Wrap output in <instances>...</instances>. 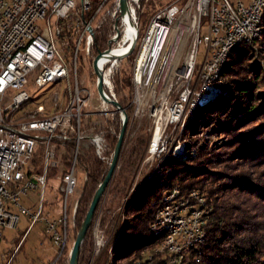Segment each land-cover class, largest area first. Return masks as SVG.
I'll return each mask as SVG.
<instances>
[{
  "label": "built area",
  "instance_id": "2783aa9c",
  "mask_svg": "<svg viewBox=\"0 0 264 264\" xmlns=\"http://www.w3.org/2000/svg\"><path fill=\"white\" fill-rule=\"evenodd\" d=\"M141 1L127 0V10L122 13L120 0H0V241L5 228L17 226L18 211L33 222L40 218L42 201L38 211L32 212L20 200L32 191L43 193L49 170L56 169L55 177L62 182L61 214L57 219L46 220L45 231L58 249L55 258L43 264H54L63 253L68 244V225L75 221L78 204L76 201L70 208L68 198L77 183L83 120L89 115L85 107L92 95L80 78L89 67L87 64L98 73L95 85L103 105L100 113L107 112V105L117 102L113 77L119 62L137 47L132 84L137 87L154 82L164 63L174 65V55L164 56L161 62L171 27L178 21H188L194 35L184 60L175 65L168 83L169 93L172 86L180 85L177 95L159 111L150 145L151 149L157 136L150 155L154 164L171 149L163 136L167 125L180 124L196 102L209 95L214 68L223 62L230 45L252 41L254 23L264 5V0H175L157 9L141 34ZM106 14L111 16L112 33L107 47L95 52L97 32ZM201 44L204 54L198 61ZM98 75L102 93L98 90ZM61 80L68 84L69 105H65L67 101L60 105L58 94L50 113L43 103L32 105L28 84L45 86ZM90 142L99 157L108 159L102 132H95ZM68 145L74 148L66 166L61 150L66 152ZM37 157H41L37 165L41 171L34 164ZM172 196L175 190L166 197ZM191 214L187 207L175 203L157 214L158 225L152 226L158 230L166 223H177L178 232L159 248L172 257V264L185 259L184 245L194 239L195 228H202L195 226ZM96 243L98 247L104 244L102 236L96 237Z\"/></svg>",
  "mask_w": 264,
  "mask_h": 264
},
{
  "label": "rangeland",
  "instance_id": "374dc122",
  "mask_svg": "<svg viewBox=\"0 0 264 264\" xmlns=\"http://www.w3.org/2000/svg\"><path fill=\"white\" fill-rule=\"evenodd\" d=\"M174 1L175 0H145V3L141 2L140 10L142 12L149 11V9L152 8L147 16V20L140 19L139 15L140 25L142 27L141 34H143L151 15L160 7H163L164 5ZM147 2L152 3L151 8H148V5H146ZM187 22L188 21L186 20H183L182 22L178 21L170 29V34L173 35V33L177 34L178 28H182L176 48L171 49L174 50L171 54V56L174 55L172 57L174 58V65L170 67V65L167 66V63H164L159 70L157 78L152 83L150 82L137 87L132 84L131 87L124 89V95L130 98V104H132V108L130 111V117L127 120L128 123L124 135L122 149L117 167L101 197V201L93 217L88 233L89 243L87 244V248L89 247V249L84 250L80 264H98L99 260L106 257V255V262L103 263H112V242L113 239L117 235L119 236L121 232L120 225L124 221V211L128 203V199L136 191L138 185L147 178L148 174H150L154 168H160L158 163L160 164L161 161L167 159L169 155L182 159L190 156V154L193 157L198 154V148L202 143H206L208 146L219 147L224 145L223 143L227 140V136L223 132L214 130L212 126L208 125L210 115L204 111L201 112L200 122L196 124L200 127V131L196 132L195 134H193V132L190 134L186 133L187 124L189 122L195 121L194 119L196 116L194 111L199 103L203 104V100H205L206 103V101L216 97L217 95L227 97V93H223L220 85H218L216 82L215 87L218 89L215 91L213 89L212 92H209V95L212 94L209 99H200V101H198L192 108L191 113L187 114L180 124H177L176 126L171 124L167 125L163 136L164 138L166 137L168 148H171L168 154H166L164 158L163 156H161V158L158 157L159 159L154 164L152 162V158H150L151 152L149 150L156 127V121L158 120L159 111L165 105L166 101L173 100L176 97L178 88H180V85L176 84L172 86L170 93L167 90L168 83L170 82V77L173 75L175 65L177 63L180 65L182 63L192 42L194 31L191 30ZM204 31L205 28L203 27L202 34ZM111 33L112 27L108 38ZM261 33H263V30ZM257 39H263V34L258 36ZM248 42L252 45L255 52L258 53L261 50V41L260 43L256 44L254 40ZM167 43H171L170 38L168 39ZM170 46L173 47V44H170ZM105 47H107V45ZM80 52L83 53V49H81ZM137 52L138 48L135 47L132 53L128 56L129 58L126 57L119 62V65L115 71L117 72V69H119L121 75H125L127 73V75H131L132 79L134 60L136 58ZM167 53L168 55L166 54V56L170 57L169 50ZM260 53L264 55L263 48ZM203 54L204 46L201 44L197 49L198 61L203 58ZM262 58L263 60L261 61L264 63V56H262ZM87 66L89 67L84 69L83 73L80 75V78L84 83L85 88H87V90L90 91L92 95L87 106L85 107V112H89V115L85 116V119L83 120L84 138L81 140L79 148L78 166L76 168L77 183L75 191L68 198V205L70 208L76 201L77 204H79L81 195L83 193L87 174L84 169L85 163L81 162L80 158L82 157L84 158V161H87L94 151V148L90 142V137L97 131L109 129L111 135L117 136L118 140L119 133L117 134L115 127L112 126V123H116L117 120L119 122L121 121L122 127L123 122V114L121 111L123 108L121 106V108L119 107L118 110L115 104H108L106 108L107 112L100 113V109H102L103 105L98 98L95 85L96 75L98 73L90 67V63L87 64ZM193 84L194 83H192V85ZM196 87H198V85ZM66 89L67 95L65 96L64 94ZM27 90L32 96V105L36 107L39 103H43L47 113H50L54 110L53 104L54 96L56 94L60 95V105L65 104L67 101L65 104L67 106L70 102L68 95V84L64 80L50 82L45 86H36L34 83H30L27 86ZM113 90L116 94L117 102L119 103L120 96L115 90V84L113 86ZM205 96L207 97V95ZM240 117H242V115ZM178 146L181 148L176 151ZM135 149L137 152H135ZM61 152L63 160L65 154L69 155L68 159L70 158L71 152L68 150L66 152L61 150ZM113 152L114 149L111 145V140L107 138L105 153L108 156L107 160H109V163L112 160ZM229 157L230 158L226 161H221L220 159L216 160L214 163H212V166H210L211 169H214L219 173H226L227 179H230V176L236 174H244L246 177H248V181H251L254 185L258 186V189L254 188V190H251L247 187L237 188L230 186V189L227 192H219L217 194L218 196L216 201L218 204L221 203L224 205L225 203H230L231 205L233 204V206L238 207V209L244 213L247 219L251 220L253 224H257L259 230H257L255 233L258 235V237L260 236L262 242L264 243V156H250L244 158L236 155ZM68 159L66 161H68ZM156 165L157 167H155ZM57 173L58 171H56V174ZM56 174L48 178L43 193L40 191H32L29 193V195L21 197L20 202L26 207L31 208L32 212L38 211L41 201L43 202V210L40 214V218L35 222H33V220L30 219L28 215L22 214L18 211L20 218L17 226L12 229L5 228L3 231V237L0 241V264L50 263L51 258L55 256L58 248L52 244V241L49 235L46 233L45 228L46 220L57 219L61 214L62 182L59 178L55 177ZM220 180V182L224 181V179ZM210 182L211 181H206L205 185L208 187L213 186L210 184ZM173 190H175L176 194L169 199L171 200L175 197L173 201H176L180 207H187V209L192 212L190 216L192 221L196 223L197 221L201 222V225H203L204 228V225L208 221L209 214L213 210L212 200L206 196V193L199 189H193L187 193H182L179 187H175ZM170 194H172V191H168L165 194V197ZM160 207L158 210L161 209ZM158 210L155 214L154 220L151 223L152 226L158 225L156 220V216L159 214ZM69 217H71V212L69 213ZM68 226L69 235L67 247L54 264H69L70 252L81 225H75L74 221V224ZM98 235L102 236L104 241V244H102L100 247H98L96 243V237ZM20 236H22V239L18 244H16V241ZM135 243L138 244L139 242ZM162 244L163 242H161L159 247H152L151 249L143 250L141 252L142 259L152 260ZM137 260L140 261L141 259ZM115 263L125 264L126 260H116Z\"/></svg>",
  "mask_w": 264,
  "mask_h": 264
},
{
  "label": "trees",
  "instance_id": "16d2710c",
  "mask_svg": "<svg viewBox=\"0 0 264 264\" xmlns=\"http://www.w3.org/2000/svg\"><path fill=\"white\" fill-rule=\"evenodd\" d=\"M184 1L181 0V3ZM141 2L145 3V0ZM146 5L151 8L152 3L147 2ZM151 9L144 12L139 10L140 19L147 20ZM261 24L263 39L258 40L257 37L253 40L255 44L261 41L260 49L263 48L264 54V12ZM111 25V16L106 14L97 32L95 52L104 49L107 45ZM261 50L258 53L255 52L248 41L240 42L231 49L223 71L219 79L215 81L220 85L223 93H227V97L215 95L216 97L209 99L206 103H199L194 111L195 121L187 124L186 132L195 134L200 131V127L196 124L200 122L201 112L204 111L210 115L208 125L214 130L223 132L227 140L219 147L202 143L198 148V154L193 157L190 154L182 159L169 155L167 159L158 163L160 168H154L128 199L124 221L120 225L121 232L112 242L113 261L110 264H116V260L122 259L126 260L125 264H162L170 258L167 253L158 250L152 260L142 259L141 252L160 246L165 230L157 232L151 223L158 208L162 205L165 194L173 191L175 187H179L182 193L199 189L206 193L213 205V210L204 225V241L186 248L185 259L180 264H264V243L255 233L259 230L257 224H253L233 204L223 205L216 201L217 194L227 192L230 186L247 187L251 190L258 189V186L248 181V177L244 174H236L227 179L226 173H219L210 167L216 160L226 161L230 158L229 156L237 155L244 158L264 156V63L261 61L264 55L260 53ZM113 78L115 90L120 96L119 104L129 119L132 104H130V98L124 95V89L131 87V75L127 73L121 75L117 69ZM112 126L118 134L121 121L117 120L116 123H112ZM100 132L104 134L106 140L107 138L111 140L114 149L117 136H112L109 129H103ZM73 148L72 145L67 146L69 152H72ZM68 157V154L64 155L66 166L69 165L66 161ZM80 159L85 163L84 169L87 175L75 216V225H81L84 220L93 195L110 166L109 160L102 159L95 151L87 161H84L82 157ZM40 161L41 157L34 160L36 167ZM37 171H41V167H37ZM54 174H56V169H50L48 175ZM220 179L224 181L220 182ZM206 181H211L210 184L213 186L205 185ZM90 227L80 246L78 264H80L84 250L89 249L87 244ZM21 239L22 236L18 237L16 244ZM106 259L107 255L100 259L98 264H104Z\"/></svg>",
  "mask_w": 264,
  "mask_h": 264
},
{
  "label": "bare ground",
  "instance_id": "6f19581e",
  "mask_svg": "<svg viewBox=\"0 0 264 264\" xmlns=\"http://www.w3.org/2000/svg\"><path fill=\"white\" fill-rule=\"evenodd\" d=\"M263 12H264V5H263V9L261 11L258 12L257 14V21H255L254 23V30H253V39L257 38L258 36H260L262 33V24H261V21H262V15H263ZM191 28V27H190ZM181 29L182 28H178L177 29V34L173 33V35L169 34V38H170V41L171 43H166V47H165V52L163 53L162 55V60L161 62L163 61L164 59V56H166V54L168 55V50L170 52V56L172 54V52L174 50H171V49H175L177 44H178V41H179V36H180V33H181ZM244 42V41H243ZM175 43V44H174ZM240 43V42H239ZM170 44H173V47L170 46ZM238 43H234L232 45L229 46V48L224 52L223 54V62H219L218 65L214 68V71H213V74H212V80H211V89L214 91L217 90L218 88L215 87V81L219 79L220 77V73L222 72L223 70V67L225 65V61L227 60V56L229 54V52L231 51V49ZM170 46V47H169ZM212 92V91H210ZM210 96H212V94L210 95H207V97L205 96L203 99H209ZM209 97V98H208ZM197 103V102H196ZM193 108V107H192ZM192 110V109H191ZM182 130V129H181ZM156 140H157V136L154 138V142L151 146V149H150V152L152 153L155 149V144H156ZM181 147L178 146V148L176 149V151L178 149H180ZM170 151V149H167V152L165 153V155H162L163 158L166 156V154H168V152ZM178 190V189H177ZM176 194V193H175ZM172 194L168 195V196H171ZM203 196V195H202ZM173 197V196H172ZM170 197H165L163 202H162V205H161V209L158 210L159 211V214L163 213L164 210H168L170 209V207H174L175 206V203L176 201H173V199H169ZM200 210V209H199ZM196 212V211H194ZM196 214V213H195ZM203 218V217H202ZM196 223V222H195ZM203 223V222H202ZM196 227H202V228H195L194 229V239H190L186 242V244L184 245V252H185V249L188 248V247H191V246H194V245H197V244H201L203 241H204V238H205V233H204V228H203V225H201V222L197 221V223L195 224ZM159 230H165V236L163 238V243L166 242L167 239L169 238H172L173 235H174V232H178V225L177 223H166L164 224V228H160L157 230V232ZM157 234V233H156ZM182 262V260H180V263ZM163 264H172V257H170L168 260L164 261Z\"/></svg>",
  "mask_w": 264,
  "mask_h": 264
},
{
  "label": "water",
  "instance_id": "95a60500",
  "mask_svg": "<svg viewBox=\"0 0 264 264\" xmlns=\"http://www.w3.org/2000/svg\"><path fill=\"white\" fill-rule=\"evenodd\" d=\"M120 9H121L122 13L126 12L127 0H120ZM102 88H103L102 81H101V77L99 76L98 90L100 93H102ZM202 102L205 103V100H203ZM114 104L120 107L118 102H114ZM121 111L123 114L122 127L120 129L118 140H117L115 148H114L113 157H112V160L110 162L109 169H108L104 179L102 180V182L99 184L98 188L96 189V191L93 195L92 201L89 205L88 211L85 215V218L81 224L80 229L78 230V233L76 235L75 241L73 243V246H72V249L70 252L69 264H78V256H79V250H80L81 243L84 240L86 233H87V230L91 225L95 209H96V207H97V205H98V203H99V201H100V199H101V197H102V195H103L108 183L110 182V180L114 174V171L117 167V163L119 160V156H120V152H121L122 144H123V140H124V135H125V131H126L127 120H128V116H127L125 110L121 109Z\"/></svg>",
  "mask_w": 264,
  "mask_h": 264
}]
</instances>
